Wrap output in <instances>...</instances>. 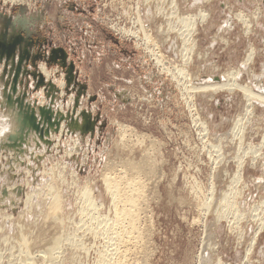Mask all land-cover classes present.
Wrapping results in <instances>:
<instances>
[{
  "label": "rangeland",
  "instance_id": "374dc122",
  "mask_svg": "<svg viewBox=\"0 0 264 264\" xmlns=\"http://www.w3.org/2000/svg\"><path fill=\"white\" fill-rule=\"evenodd\" d=\"M237 69L264 90V0H0V264H264V104L192 86ZM140 161L135 229L105 177Z\"/></svg>",
  "mask_w": 264,
  "mask_h": 264
},
{
  "label": "bare ground",
  "instance_id": "6f19581e",
  "mask_svg": "<svg viewBox=\"0 0 264 264\" xmlns=\"http://www.w3.org/2000/svg\"><path fill=\"white\" fill-rule=\"evenodd\" d=\"M166 1V0H165ZM174 1V0H173ZM206 1V0H205ZM193 3V2H192ZM205 3V2H204ZM160 4V3H159ZM178 6V5H177ZM162 7H164V6H162ZM161 7V8H162ZM176 7V6H175ZM179 7V6H178ZM181 7V6H180ZM161 10V9H160ZM179 10V9H178ZM198 10H200V9H198ZM197 10V11H198ZM202 13H200L201 15H203V17H206V16H208V15H206L205 14V12H207V11H203L204 10V8L202 7ZM233 10V9H232ZM196 11V12H197ZM260 11V10H259ZM233 12V11H232ZM244 11H239L238 10V12H233V14L236 16V18H237V20L238 21H240V19L241 20H243L244 22H245V24H247V26H248V28H249V26L251 25L250 23H249V19L251 18H249L248 19V15L247 14H249V13H247L246 12V15L243 13ZM163 13V12H162ZM198 13V15H200ZM210 13V12H209ZM256 13H257V11H256ZM188 14H190V13H188ZM192 14V13H191ZM170 15V14H169ZM174 15V14H173ZM186 14H184V16L182 17L183 19H187V18H189V15H186ZM194 15V14H193ZM196 15V14H195ZM194 15V16H195ZM206 15V16H205ZM210 15V14H209ZM256 15V14H255ZM259 15H261V13L259 12ZM259 15H257L258 17H259ZM254 17V16H253ZM257 17V18H258ZM139 18V17H138ZM200 18V17H199ZM255 18H256V16H255ZM255 18H254V21H255ZM183 19H181V20H183ZM191 19V18H190ZM196 18H194V20H195ZM202 19V18H201ZM232 19V18H231ZM176 20V19H175ZM189 20V19H188ZM192 20L193 19H191V22H192ZM193 20V21H194ZM180 21V20H179ZM198 21V20H197ZM202 22L204 21L203 19L201 20ZM242 21V22H243ZM252 21V20H251ZM182 22H184V20L182 21ZM189 22V21H188ZM141 23V22H140ZM186 23V22H185ZM190 23V22H189ZM193 23V22H192ZM192 23H190L191 25H192ZM197 23V22H196ZM252 23V22H251ZM255 23V22H254ZM141 26H142V24H140ZM178 25V24H177ZM189 25V24H188ZM253 25V24H252ZM185 26H187V25H185ZM254 26V25H253ZM190 27V26H189ZM193 27H195V26H193ZM143 28V27H142ZM251 29L253 28V27H250ZM174 29V28H173ZM176 29V28H175ZM194 29V28H193ZM192 29V30H193ZM245 29V28H244ZM172 30V29H171ZM188 30H191V29H188ZM249 30V29H248ZM186 31V30H185ZM245 31V30H244ZM188 32H190V31H188ZM192 32V31H191ZM183 33H184V31H183ZM187 33V32H186ZM177 34H178V31H177ZM188 34H190V33H188ZM183 36H185L184 34H182ZM192 35V34H191ZM147 36V35H146ZM186 36H187V34H186ZM189 36V35H188ZM194 36V35H193ZM170 37V36H169ZM183 38V37H182ZM195 38V37H194ZM223 38V37H222ZM147 39V38H146ZM185 39V38H184ZM183 39V40H184ZM187 39V38H186ZM190 39V38H189ZM181 40V39H180ZM193 40V39H192ZM191 40V41H192ZM188 41H190V40H187V42ZM191 41L189 42V43H191ZM182 42V41H181ZM184 42H186V41H184ZM183 42V43H184ZM186 42V43H187ZM157 43V42H156ZM189 45V44H188ZM192 45H194L195 46V41H194V43H191V45H189V46H192ZM148 46V45H147ZM181 46H184V44H182ZM194 46H192V50H193V47ZM196 47V46H195ZM186 48V47H185ZM191 48V47H190ZM190 48H188V46H187V50L188 49H190ZM179 49H180V47H179ZM182 49V48H181ZM184 49V48H183ZM185 49V50H186ZM179 52H180V50H179ZM187 52V51H186ZM255 47H253V46H251L250 48H249V50L247 51V53H246V56H245V58L242 60V64L243 65H241V66H239L240 68L241 67H243V69H245L244 67H247L248 66V63L254 58V54H255ZM181 53V52H180ZM179 53V54H180ZM182 53H183V50H182ZM180 54V55H183L184 53H185V51H184V53L183 54ZM158 54V53H157ZM186 55V54H185ZM189 55V54H188ZM187 55V56H188ZM256 55V54H255ZM157 56V55H156ZM186 57V56H185ZM188 57H190V55L188 56ZM194 58V57H193ZM159 59H160V57H159ZM163 59V58H162ZM179 60V59H178ZM177 60V61H178ZM183 60H185L184 59V56H183ZM186 61V60H185ZM253 62V61H252ZM251 62V63H252ZM246 64H247V66H246ZM43 65L44 64H42V66L41 67H43ZM189 65V64H188ZM180 66V65H179ZM182 66V65H181ZM40 67V68H41ZM177 67V66H176ZM238 67V66H237ZM45 68V67H44ZM181 68V67H180ZM239 68V69H240ZM46 69V68H45ZM45 69H43V71L44 72H47ZM177 69H179V68H177ZM183 69V68H182ZM185 69V68H184ZM193 69V68H192ZM231 69V68H230ZM239 69H237V70H235V71H233V72H231V70H228V72H224L223 74H222V78H220L219 80H215L214 82H211V83H202V84H200V85H192V86H195L194 88H196V91H197V88H199V89H203V90H205V93H206V89H214L215 91L217 90V89H230V90H232V89H234V88H239L241 91H243V93H244V97L246 98V102H245V105H244V107H245V109H246V111H245V114H247L248 115V113L250 114L252 111H251V107H252V103H253V100H258V101H260V102H262L263 104H264V90L262 89V87H261V85H258V87H257V85H256V88L257 89H259V90H257V89H254V88H252V85H250L249 84V82L247 81V84H246V82L245 83H241V82H239L240 80H237L236 81V75H240L241 73V71H243V69L240 71ZM170 70V69H169ZM186 70H187V68H186ZM227 70V69H226ZM182 71V70H181ZM190 71V70H189ZM230 71V72H229ZM49 72H50V70H49ZM48 72V73H49ZM47 73V74H48ZM180 73V72H179ZM182 73V72H181ZM185 73H186V71H185ZM190 75V74H189ZM198 75V74H197ZM197 75H196V77H197ZM200 75V74H199ZM223 75H227L226 77L225 76H223ZM184 76V75H183ZM182 76V77H183ZM195 76V75H194ZM231 78H230V77ZM228 77V78H227ZM239 77V76H238ZM180 78V77H179ZM188 82V81H187ZM189 82H190V80H189ZM191 82H192V80H191ZM196 83V82H195ZM251 83V82H250ZM252 84V83H251ZM263 84V83H262ZM190 85V84H189ZM191 86V87H192ZM190 88V87H189ZM193 88V87H192ZM229 90V91H230ZM197 92H199V91H197ZM208 92H210V91H208ZM207 92V93H208ZM199 93H201V92H199ZM210 93H212V91L210 92ZM190 94V93H189ZM184 96V95H183ZM254 102H256V101H254ZM259 102V103H260ZM261 103V104H262ZM194 107V106H193ZM245 114L244 115H240V114H237V117L233 120L234 122H233V126H232V128H231V133H233L232 135H235L234 133H236V132H238V133H240L241 131H244L243 129H244V125L242 126V121L244 122V120H243V118H245L244 116H245ZM4 120V119H3ZM1 121V120H0ZM4 123H5V120L3 121ZM2 122V123H3ZM2 123H0V124H2ZM246 123V122H245ZM123 124V123H122ZM202 125V124H201ZM4 126V125H3ZM7 126V125H6ZM245 126H247V125H245ZM5 127V126H4ZM4 127H2V128H4ZM242 127H243V129H242ZM1 128V127H0ZM245 132V131H244ZM244 132H243V134H244ZM241 134V133H240ZM236 135H237V133H236ZM143 136V135H142ZM228 136V135H227ZM238 136H240V135H238ZM214 137V136H213ZM223 137V136H222ZM221 137V138H222ZM232 137H234V136H232ZM216 138V137H215ZM225 138V137H224ZM228 138V137H227ZM217 139H220V138H217ZM230 139V138H229ZM141 140V139H140ZM226 141V140H225ZM224 142V141H223ZM225 143V142H224ZM219 144V143H218ZM215 147V146H214ZM154 151V150H153ZM144 155H147V154H144ZM148 156V155H147ZM148 161V160H147ZM155 161V160H154ZM133 162V161H132ZM137 162V161H136ZM131 163L130 165H128L127 167H124L125 169H123L124 171H122L123 172V174H122V172H121V174L119 173H117V174H110V173H108V174H106V179H105V183H106V185H107V188L108 189H110V192L114 195V197L113 198H115V199H117V200H119V202L121 201L122 202V206H121V208H119V209H117V214H116V216H117V221H119V219H121V221H127L128 222V226L130 225L131 226V228H135V229H137L136 228V224L138 223H136V220L138 219L139 220V218H137V214L139 213L138 211H140L139 209H138V207H142V206H139V204H140V202H139V200L140 201H143V200H141L140 199V197H141V193L143 192V189H142V186L140 185V181H139V179L138 178H141L139 175H140V173H143L142 171H145L144 169H145V165H143V163L141 162V163ZM227 162V161H226ZM152 163V162H151ZM243 163V162H242ZM240 165H243V164H241L240 163ZM108 167V166H107ZM110 168V167H109ZM122 169V168H121ZM108 171V170H107ZM106 172V171H105ZM143 184H145L144 182H143ZM144 188V187H143ZM107 189V190H108ZM91 190V189H90ZM83 192H86V198H87V200H91L92 202H93V198H91V194H90V191H89V189H86L85 191H83ZM212 193V192H211ZM143 195H144V193H143ZM142 195V196H143ZM145 197V196H144ZM144 197H142V199H144ZM222 197H224V196H222ZM115 199H114V201H115ZM213 201H214V199H213ZM117 202V201H116ZM116 202H114V203H116ZM118 202V203H119ZM95 203V202H94ZM220 203H221V200H220V202H219V205H220ZM207 204H209V203H207ZM215 204V203H214ZM141 205V204H140ZM216 205H218V204H216ZM91 206V205H90ZM113 206V205H112ZM208 206H210V205H208ZM207 206V207H208ZM215 206V205H214ZM97 207V206H96ZM118 207V206H117ZM93 208V207H92ZM116 209H114V210H116ZM138 212V213H137ZM113 214H114V212H113ZM95 215V214H94ZM140 215V214H139ZM115 216V215H114ZM103 217V216H102ZM102 220H105V219H102ZM109 220V219H108ZM121 221H119V222H121ZM115 222V221H114ZM117 223V222H116ZM122 223V222H121ZM125 225H127V224H125ZM129 226V227H130ZM138 226V225H137ZM119 227V226H118ZM125 227V226H124ZM123 229V228H122ZM135 229H131L132 231H134ZM258 229H259V227H258ZM95 230V229H94ZM257 230V229H256ZM256 230H255V234H254V236H252L253 237V239H252V243H251V245L253 244V242H255V237H256V235H257V233L258 232H256ZM123 231H124V229H123ZM128 231H130L129 229H128ZM131 231V232H132ZM141 232V231H140ZM259 232H260V229H259ZM110 233H111V231H110ZM114 233H116V232H114ZM119 233V232H118ZM129 233V232H128ZM133 233V232H132ZM123 235V245L125 246L126 244H127V242L129 243V237H127L129 234H127V233H125L124 234V232L122 233ZM137 234V233H136ZM131 235V234H130ZM133 235V234H132ZM132 235H131V237H132ZM137 236H139V235H137ZM130 237V238H131ZM120 238V237H119ZM136 239H137V237H135ZM139 238V237H138ZM135 239V240H136ZM118 240V239H117ZM131 240V239H130ZM120 242V241H119ZM251 242V241H250ZM57 243V242H56ZM212 243V242H211ZM116 244V243H115ZM130 244V243H129ZM134 244V243H133ZM132 244V245H133ZM137 244V243H136ZM135 244V245H136ZM139 244V243H138ZM137 244V245H138ZM122 245V246H123ZM128 245V244H127ZM54 246V245H53ZM56 247H57V245H55ZM113 246V245H112ZM119 246V245H118ZM134 246V245H133ZM215 246V245H214ZM55 247V248H56ZM127 248H128V246H126ZM130 247V246H129ZM249 247H250V244H249ZM126 248V249H127ZM131 248H133L132 246H131ZM134 248H135V246H134ZM141 248V247H140ZM119 249V248H118ZM213 249V248H212ZM55 250V249H54ZM122 249L120 248V251H121ZM130 250V249H129ZM250 250H252L251 249V247L250 248H248L247 250H246V258L248 257V255H250L251 253H250ZM53 251V250H52ZM57 251V250H56ZM119 251V250H118ZM117 251V252H118ZM124 251V250H123ZM126 251V250H125ZM114 252V251H113ZM122 252V251H121ZM206 252V251H205ZM212 252H213V250H212ZM119 253V252H118ZM124 252H122V254H123ZM125 253H127V252H125ZM124 253V254H125ZM207 253L208 252H206V256H207ZM42 254H43V252H42ZM121 254V253H120ZM201 254V253H200ZM48 255V254H47ZM53 255H54V253H53ZM106 255V254H105ZM128 255V254H127ZM107 256V255H106ZM205 256V257H206ZM45 257V256H44ZM124 257V256H123ZM203 258H204V256H202ZM201 256H200V259H199V264H201V258H202ZM217 257H218V255H217ZM245 257H243V258H245ZM102 258V257H101ZM121 258V257H120ZM202 258V259H203ZM210 258V257H209ZM118 259V258H117ZM116 259V260H117ZM206 259H208L207 257H206ZM216 259H219V257L218 258H216ZM248 259V258H247ZM101 260V259H100ZM106 260V259H105ZM119 260V259H118ZM123 260V259H122ZM102 261V260H101ZM120 261V260H119ZM118 261V262H119ZM204 261V260H203ZM246 261V260H245ZM117 262V263H118ZM128 262V261H127ZM217 262L219 263V262H221V260L219 259V260H217ZM227 262V261H226ZM225 262V264H229V261H228V263H226ZM244 262V261H243ZM114 263V262H113ZM218 263H216V264H218ZM80 264V263H79ZM109 264V263H108ZM131 264V263H130ZM222 264V263H221ZM243 264V263H242Z\"/></svg>",
  "mask_w": 264,
  "mask_h": 264
},
{
  "label": "water",
  "instance_id": "95a60500",
  "mask_svg": "<svg viewBox=\"0 0 264 264\" xmlns=\"http://www.w3.org/2000/svg\"><path fill=\"white\" fill-rule=\"evenodd\" d=\"M10 48H13V45H11ZM213 78L219 79V76H214Z\"/></svg>",
  "mask_w": 264,
  "mask_h": 264
}]
</instances>
